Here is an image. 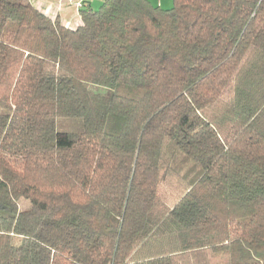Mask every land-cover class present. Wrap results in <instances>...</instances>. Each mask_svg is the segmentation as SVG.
Instances as JSON below:
<instances>
[{"label": "trees", "instance_id": "1", "mask_svg": "<svg viewBox=\"0 0 264 264\" xmlns=\"http://www.w3.org/2000/svg\"><path fill=\"white\" fill-rule=\"evenodd\" d=\"M91 1L0 0V264H264V0Z\"/></svg>", "mask_w": 264, "mask_h": 264}, {"label": "rangeland", "instance_id": "2", "mask_svg": "<svg viewBox=\"0 0 264 264\" xmlns=\"http://www.w3.org/2000/svg\"><path fill=\"white\" fill-rule=\"evenodd\" d=\"M172 5V0H171ZM87 88L98 95L101 96H110L111 90L106 87L96 86V85H87ZM57 129V142L60 144L61 139H66L67 134L69 133H80L83 131V122L81 118H60L56 123ZM168 140L165 141L162 150L163 159L174 169L178 170L181 174H184L193 166V163L186 158V155L180 150L176 149L173 145L169 144ZM162 186L160 189V195L163 199H168L172 194V191H176V184ZM20 209H25L29 207V203L21 201L19 203ZM211 264H228L227 257L222 255H211L210 256Z\"/></svg>", "mask_w": 264, "mask_h": 264}, {"label": "crops", "instance_id": "3", "mask_svg": "<svg viewBox=\"0 0 264 264\" xmlns=\"http://www.w3.org/2000/svg\"><path fill=\"white\" fill-rule=\"evenodd\" d=\"M24 3H29L34 6L45 16L50 19H58L61 24L74 28L79 24V15L76 9L78 0H63L58 8V0H19ZM155 6H160L163 9L171 7V0H148ZM101 0H92V6H98Z\"/></svg>", "mask_w": 264, "mask_h": 264}, {"label": "built area", "instance_id": "4", "mask_svg": "<svg viewBox=\"0 0 264 264\" xmlns=\"http://www.w3.org/2000/svg\"><path fill=\"white\" fill-rule=\"evenodd\" d=\"M63 0H58V8H60V4ZM89 0H78V2L76 3V8H81L84 4H86Z\"/></svg>", "mask_w": 264, "mask_h": 264}]
</instances>
